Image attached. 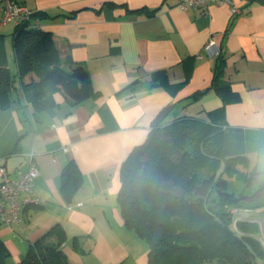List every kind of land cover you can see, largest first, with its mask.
I'll return each mask as SVG.
<instances>
[{"label":"crops","instance_id":"0c3cea01","mask_svg":"<svg viewBox=\"0 0 264 264\" xmlns=\"http://www.w3.org/2000/svg\"><path fill=\"white\" fill-rule=\"evenodd\" d=\"M21 1L47 13L38 27L73 44L72 57L89 69L97 93L73 105L58 92L53 110L36 112L19 87L11 106H0V164L16 175L34 151L40 171L41 203L23 209L20 225L0 226L11 253L24 255L60 223L70 264H149L148 242L122 216L121 166L153 127L181 115L225 105L224 155H247L264 170V0H236L244 7L236 15L227 4L183 10L177 0ZM15 29L0 26V67L13 74ZM220 52L234 99L225 103L214 89L193 98L211 84ZM70 162L83 183L67 197L62 172Z\"/></svg>","mask_w":264,"mask_h":264},{"label":"trees","instance_id":"16d2710c","mask_svg":"<svg viewBox=\"0 0 264 264\" xmlns=\"http://www.w3.org/2000/svg\"><path fill=\"white\" fill-rule=\"evenodd\" d=\"M105 5L127 6L115 1ZM128 10L153 15L157 9ZM46 14L35 11L34 17ZM14 46L17 72L0 67L1 108L11 106L19 87L36 112L53 110L58 92L73 105L96 95L89 69L73 59L69 40L23 23L16 26ZM218 55L211 84L193 98L214 89L225 103L234 99L231 81L224 75L223 54ZM205 114H185L156 125L122 163L118 202L125 225L148 242L149 264H259L264 259L260 224L240 219L235 225L230 210L249 206L264 211V198L253 205L240 203L255 200L264 185L251 194L230 189L231 180H242L252 188L262 170L251 165L247 155H224L225 105ZM82 183L81 170L70 162L62 172L67 197ZM65 240V229L56 223L30 243L25 258L13 264H70ZM10 254L0 238V264H11Z\"/></svg>","mask_w":264,"mask_h":264},{"label":"built area","instance_id":"2783aa9c","mask_svg":"<svg viewBox=\"0 0 264 264\" xmlns=\"http://www.w3.org/2000/svg\"><path fill=\"white\" fill-rule=\"evenodd\" d=\"M212 4H227L234 15L242 13L244 7L236 0H177V6L183 10L207 9ZM35 10L21 0H0V26L13 23L15 26L23 23L34 25L38 19L34 17ZM215 41L210 40L205 49L208 53L213 51ZM27 168L13 175L7 166L0 164V224L20 225L23 209L29 205L41 203L40 197L35 192L36 178L40 171L35 161L34 151L26 153ZM82 204V203H81ZM235 219L259 222L261 227L260 237L264 246V219L258 217V212L249 206H235L230 208ZM264 264V259L258 261Z\"/></svg>","mask_w":264,"mask_h":264},{"label":"rangeland","instance_id":"374dc122","mask_svg":"<svg viewBox=\"0 0 264 264\" xmlns=\"http://www.w3.org/2000/svg\"><path fill=\"white\" fill-rule=\"evenodd\" d=\"M13 71L16 72V68L13 69ZM259 170H262V169H259ZM264 185V170H262V173L259 177V181L252 187V188H248L244 181L242 180H231L230 182V189L231 190H235L237 193H246V194H251V193H256L260 187ZM264 191L261 192H257L256 194V199L254 200V198H248V199H244L242 201H240L241 204H246V205H253L254 203L256 204L257 202L259 201H262L263 198H264ZM259 211H258V217L261 218V219H264V211L261 209V208H258ZM257 223H259L257 221ZM5 224H0V226H3ZM262 236V234H260V237ZM28 251V249H27ZM27 251L24 255H17L16 253H11L10 256L8 257V262L13 264L17 261H20L22 260L23 258L26 257V254H27Z\"/></svg>","mask_w":264,"mask_h":264}]
</instances>
